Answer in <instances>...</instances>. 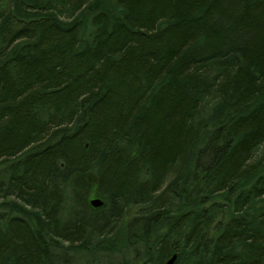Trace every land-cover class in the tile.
Returning <instances> with one entry per match:
<instances>
[{"label":"trees","instance_id":"obj_1","mask_svg":"<svg viewBox=\"0 0 264 264\" xmlns=\"http://www.w3.org/2000/svg\"><path fill=\"white\" fill-rule=\"evenodd\" d=\"M99 251L264 264V0H0V264Z\"/></svg>","mask_w":264,"mask_h":264},{"label":"rangeland","instance_id":"obj_2","mask_svg":"<svg viewBox=\"0 0 264 264\" xmlns=\"http://www.w3.org/2000/svg\"><path fill=\"white\" fill-rule=\"evenodd\" d=\"M260 154V151L258 152ZM258 155V154H257ZM98 197L96 194H94L91 198ZM128 226V233H130L129 225H126V228ZM115 243H120L122 241L115 239ZM69 256V255H68ZM124 258L120 257L119 253L115 252H84L83 255L77 256V258L70 260L68 264H121L119 263Z\"/></svg>","mask_w":264,"mask_h":264},{"label":"water","instance_id":"obj_3","mask_svg":"<svg viewBox=\"0 0 264 264\" xmlns=\"http://www.w3.org/2000/svg\"><path fill=\"white\" fill-rule=\"evenodd\" d=\"M90 203L94 207H99L103 205V200L100 197L91 198ZM176 258H177V255L175 254L169 260H167L165 264H174L176 261Z\"/></svg>","mask_w":264,"mask_h":264}]
</instances>
